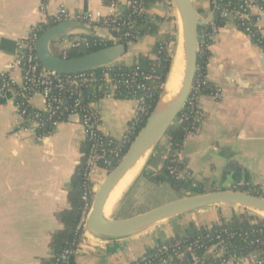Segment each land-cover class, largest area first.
Instances as JSON below:
<instances>
[{
	"label": "crops",
	"instance_id": "1",
	"mask_svg": "<svg viewBox=\"0 0 264 264\" xmlns=\"http://www.w3.org/2000/svg\"><path fill=\"white\" fill-rule=\"evenodd\" d=\"M127 2L120 0L122 5ZM193 4L200 16L209 14V0H194ZM60 5L76 17L79 26L75 34L54 39L52 49H68L80 36L112 39L108 29L95 25L112 14L104 0H0V71L7 70L16 42L27 35L30 26L46 23ZM147 13L153 19L160 18L157 33L126 43L125 55L115 64L128 69L139 54L154 58L159 42L173 30L180 33L171 0L151 3ZM86 15L90 19H83ZM259 33L264 37V12ZM177 48L178 43L175 52ZM207 52L205 78L219 97L208 93L199 100L204 120L184 138L179 152L183 170L206 191L228 189L236 183L264 188V49L235 26L223 24ZM10 76L18 80L19 71L11 70ZM12 93L0 92V264H39L52 255L50 235L62 227L56 213L70 207L67 195L80 161L84 128L71 119L57 122L48 135L23 132ZM34 103L41 106V98L35 96ZM93 106L100 132L106 137H122L136 116L129 99L102 97ZM159 145L144 157L141 171L122 190L112 217L123 207L139 204L150 189L165 185H155L142 174L160 170L167 147L163 142ZM107 174L98 166L91 168L89 182L94 195ZM241 210L230 205L206 207L116 240H96L83 233L75 251L76 264H131L160 242L182 233L189 224L211 226L219 215L229 220ZM210 253L208 250L196 258L187 251L184 259L187 264H197L211 258ZM221 264L255 263L249 254Z\"/></svg>",
	"mask_w": 264,
	"mask_h": 264
},
{
	"label": "trees",
	"instance_id": "2",
	"mask_svg": "<svg viewBox=\"0 0 264 264\" xmlns=\"http://www.w3.org/2000/svg\"><path fill=\"white\" fill-rule=\"evenodd\" d=\"M109 1L110 0H104V3L108 5ZM128 1L130 2L133 0ZM137 1H142L143 7L147 9L151 3L160 0ZM227 1L229 0H216V9L213 15V20L218 26L223 25L222 21L218 19L219 10L226 4ZM213 2L214 0H209L208 8L210 11L213 8ZM129 18L132 19V23L130 25H126L125 22ZM114 19L115 22L112 21ZM159 20L160 18L158 17L150 20L145 12L132 13L130 7L126 5L123 11L117 16L101 18L100 21L95 24L100 27H107L111 33L112 39L87 37L88 42L86 44L79 47L72 46L68 49L57 51L56 54L60 57H76L102 49L114 43L134 42L144 35L157 33V22ZM55 24L56 22L48 19L46 23H42L43 31ZM113 26L116 28L113 29ZM203 28L208 29L209 24L199 26V30ZM176 43V37L170 34L155 46L154 58L139 54L136 57L135 63L128 69L119 64H114L90 71L94 76H96V78L101 76L103 71H107L113 75L124 70L131 73L135 72L136 76L134 78H131L130 75L123 78L124 84L128 85L129 88L132 89L135 88L137 83H143L145 85L146 88L144 90L135 91V96L141 98L145 111L140 112L129 122L127 133L133 132V134H137L138 131L145 125L146 120L155 109V106H157L160 95L164 89L165 82L167 81L166 79L175 53L173 48H175ZM208 55L209 54L206 51L202 57L197 58L196 78L199 76L201 78L205 76V67ZM122 87L123 86H121V88ZM213 88L214 86L206 81L205 84L201 85V94H208ZM82 91L81 112L88 111L92 103L101 97L99 92H93L87 86H84ZM118 97L128 99L130 96ZM71 105L70 101L64 103L61 107V116L59 118H54L51 122H46L43 126V130L51 131L57 122L65 121L68 114L71 113ZM177 117L182 118L181 121H175L169 127L162 140L167 147V156L165 157L160 170L155 173L143 172L142 174L151 183L155 185L167 184L174 192L180 194L183 192L186 197L216 191L215 189L206 191L203 185L194 182L183 170L184 164L181 161L180 156H177L176 153L178 151L180 152L185 136L194 130L192 128V115L187 106L182 108ZM114 146L115 145H108L105 146V148L109 151V149L115 148ZM89 147L90 144L84 140L80 148V161L76 165L71 179L72 190L67 195L70 207L56 213L57 220L62 224V227L53 231L50 235L49 247L52 250V255L48 258L41 259L39 264H76L75 251L77 249L81 233V231H76V226L84 210V193L91 191L89 178L85 176V163L86 157L89 153ZM160 147L161 146L158 144L155 148L157 149ZM126 149L127 147H124L121 150V153H124ZM111 158V154L106 152L104 157L97 161V166L105 169L107 173H109L111 171V166L115 165V162L112 161ZM109 161H111L110 165L108 164ZM181 173L186 177L180 178L179 174ZM228 189L236 190L232 187ZM237 190L249 192L253 195L264 198V188L260 186H251L250 189L242 186L237 188ZM129 209L130 205L123 207L115 215V221L131 217L127 214ZM206 232H209L211 236H215L216 234L221 236L225 252L219 258H207L205 261H199L197 264H221L227 260L233 252H236L241 256H246L251 252H255L259 258L264 259V218L251 214L247 210L239 211L238 213L233 214L229 220H225L219 215L218 222L211 226L196 227L194 224H189L182 233L177 232L173 238L164 242L172 243L173 241L179 240L180 244L172 247V249L177 252H184L198 236ZM257 240L258 242H256ZM162 243L163 242H160L153 249L146 252V254L158 252ZM193 251L197 256H201L204 252L201 248H193ZM137 260L138 259H136L133 263H136ZM176 264H187V262L185 260H177Z\"/></svg>",
	"mask_w": 264,
	"mask_h": 264
},
{
	"label": "built area",
	"instance_id": "3",
	"mask_svg": "<svg viewBox=\"0 0 264 264\" xmlns=\"http://www.w3.org/2000/svg\"><path fill=\"white\" fill-rule=\"evenodd\" d=\"M126 5L130 7L132 13L145 12L147 17L153 20V18L148 16L147 9L143 7L142 1L137 0L128 1L125 5H122L120 0H110L108 6L112 10V14L106 17L117 16L123 11ZM263 12L264 0H229L219 10L218 19L222 21V24L235 26L248 36L256 46L264 49V37L259 33V23ZM75 18L64 5H60L55 12L49 15L48 19L57 23L62 20H74ZM83 19H90V15L84 16ZM112 21L115 22V19ZM131 23V18L125 22L126 25H130ZM205 24H209L208 29L203 28L198 30V57H202L204 52L207 51L210 42L216 38L220 28L214 22L213 17ZM105 28L108 29L107 27ZM112 28L115 29L116 27L113 26ZM42 32L43 28L41 23L33 24L30 26L27 35L16 42L14 57L7 64V70L0 71V92L4 93L12 90V102L21 120L22 131L31 134L35 133L37 136L48 135L52 131L43 130L44 124L51 122L54 118H59L62 114V105L70 101L72 110L65 120H77L84 128V140L90 144L85 163V176L89 178L91 168L97 166V161L101 160L106 152L111 154V159L115 162V165L111 166L112 171L125 155L136 134L126 132L120 138L104 136L100 132L99 116L93 106L95 101L88 111L81 112L82 88L87 86L91 91L99 92L101 94L100 98L130 96L128 99L132 102L137 116L140 112H144L145 108L142 105L141 98L135 96V91L144 90L146 88L145 85L143 83H137L134 89L129 88L128 85L124 84L123 78L129 75L131 78H134L136 73H131L126 70L115 75L103 71L101 76L96 78L90 71L72 75H59L44 68L38 62L35 54V45ZM87 42L88 39L85 36L76 37L72 46L79 47ZM14 69L19 71L18 80L10 76L11 70ZM205 83V76L196 78L195 74L189 96L184 105L188 107L192 115V128L194 131L198 129L204 120V112L199 100L202 96L201 85ZM121 86L123 87L121 88ZM209 94L214 97H219L218 90L215 88ZM35 96L41 98V106L35 105ZM181 119L177 117L176 121H181ZM108 145H115V148L109 149L108 151L105 148ZM124 147H127V149L124 153H121ZM176 154L179 156V151ZM110 162H108L109 165L111 164ZM179 177L185 178L186 176L181 173ZM242 186L248 187L249 189L251 187L249 184L236 183L232 188L237 190V188ZM91 192L92 190L87 191L83 196L84 210L76 226V231H81L80 237L83 233H86V219L94 198V194ZM178 244H180L179 240L173 241L172 243L163 242L158 252L151 254L145 253L133 264H176L177 260H185L184 255L187 251L194 253L193 248H201L204 252L211 250V258L214 259L221 257L225 252L221 236L219 234L211 236L209 232L198 236L184 252H177L172 249V247ZM249 254L254 259L255 264H264V259L259 258L255 252ZM194 255L196 258H199L195 253ZM241 257L240 254L233 252L228 259L236 260Z\"/></svg>",
	"mask_w": 264,
	"mask_h": 264
},
{
	"label": "water",
	"instance_id": "4",
	"mask_svg": "<svg viewBox=\"0 0 264 264\" xmlns=\"http://www.w3.org/2000/svg\"><path fill=\"white\" fill-rule=\"evenodd\" d=\"M171 2L182 26V69L178 79L179 91L166 109L161 112L153 110L119 164L106 175L100 189L95 193L86 219L85 231L96 240L108 241L132 236L183 214L213 206H235L254 211L264 217L263 197L245 191L224 189L182 197L120 221L110 222L101 219L107 201L126 171L162 142L169 127L176 121L178 113L184 107L193 84L197 69L199 26L213 17L216 0L209 14L204 17L199 15L192 0H171ZM78 26L77 21L62 20L41 33L35 45V54L44 68L59 75H72L114 65L125 55L126 43H114L81 56H58L52 49L53 40L75 34Z\"/></svg>",
	"mask_w": 264,
	"mask_h": 264
},
{
	"label": "bare ground",
	"instance_id": "5",
	"mask_svg": "<svg viewBox=\"0 0 264 264\" xmlns=\"http://www.w3.org/2000/svg\"><path fill=\"white\" fill-rule=\"evenodd\" d=\"M181 33L182 26L180 28V36L178 41V48L175 52V57H173L170 72L167 77V81L164 85V91L159 98L158 104L155 108V112H161L166 109L173 101V98L179 91L178 79L182 69V49H181ZM144 157L139 159L131 168H129L120 183L113 190L109 200L107 201L104 210L101 214V219L105 220L111 213L114 196L119 194L128 182L132 179L136 172L139 170L142 165ZM135 177V176H134Z\"/></svg>",
	"mask_w": 264,
	"mask_h": 264
},
{
	"label": "rangeland",
	"instance_id": "6",
	"mask_svg": "<svg viewBox=\"0 0 264 264\" xmlns=\"http://www.w3.org/2000/svg\"><path fill=\"white\" fill-rule=\"evenodd\" d=\"M194 1V0H193ZM176 14V13H175ZM174 37H176L177 39V43L179 41V36H180V33L177 35V30H173V34H172ZM177 43L175 44V49H176V46H177ZM53 51L56 53L58 51V48H54L53 47ZM175 55V53H174ZM175 57V56H173ZM141 171V166L139 168V170L137 172H140ZM136 172V174H137ZM135 176V175H134ZM134 176L132 177V179L134 178ZM131 179V180H132ZM130 180V181H131ZM128 182V184H130L131 182ZM127 184V185H128ZM126 185V186H127ZM125 186V187H126ZM209 191V190H208ZM122 192V191H121ZM121 192L117 195L114 196V199H113V205H112V210H111V213L112 211L114 210L115 206V202L117 203L118 199L121 198L122 194ZM121 194V195H120ZM120 195V196H119ZM182 197H186L185 194L182 192L181 194L180 193H176L174 192L167 184H165L162 189L158 188V187H155L153 188L152 190L150 189V192L147 193L143 198L142 200L139 202V204H136V205H133L132 207L130 206V209L128 210L127 214L129 216H134L136 214H142V213H145L153 208H156V207H159L161 205H164L166 203H169L172 202V201H175L177 199H180ZM242 211V210H241ZM249 211V210H247ZM251 214H255L261 218H264L261 214L259 213H256L254 211H249ZM110 213V215L104 220V221H110V222H113L116 220L115 216L112 217L113 215Z\"/></svg>",
	"mask_w": 264,
	"mask_h": 264
}]
</instances>
